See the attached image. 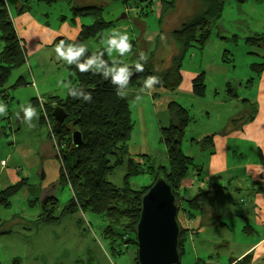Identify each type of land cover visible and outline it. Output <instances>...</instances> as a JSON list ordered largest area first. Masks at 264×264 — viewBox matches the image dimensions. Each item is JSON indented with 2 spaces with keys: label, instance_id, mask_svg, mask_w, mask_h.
I'll list each match as a JSON object with an SVG mask.
<instances>
[{
  "label": "rangeland",
  "instance_id": "374dc122",
  "mask_svg": "<svg viewBox=\"0 0 264 264\" xmlns=\"http://www.w3.org/2000/svg\"><path fill=\"white\" fill-rule=\"evenodd\" d=\"M205 1L172 0L174 6L163 12L161 0H152V11L142 19L137 17V12L144 6L143 2H132L138 8H133L127 14L124 11L119 13L113 22H106L110 24L99 39L91 37L83 41L82 46L92 55L99 49H105L113 62L112 69H116L117 63L124 67L140 63L147 67L148 62H151L154 70L166 72L172 66L173 56L177 52L176 42L173 41L176 33L184 23L206 9ZM27 4L29 9L19 16L18 21H14V25H19L21 29L19 34L25 45L26 60L33 65L35 79L31 85L44 90L43 79L51 91L44 96L43 104L41 97L31 98L32 91L28 87L2 92L7 105L4 98H0V103L7 107V115L0 116V162L6 161V164L0 163V200L9 203L6 208L0 202V233L4 232L0 234V264H12L15 258L21 264H136V247L125 244L123 240L112 242L107 238L104 235L107 223L97 214L91 211L74 215L65 212L72 194L69 185L60 182V164L52 157L53 153L60 152L61 146L54 135V123L46 116V104H50L46 99L53 95L66 97L71 78L64 65L66 61L58 58L56 48L37 44L36 40L41 37L31 26L27 30L25 22L30 15L39 24L56 31L61 21L67 19L70 22L77 17L73 11L80 5L76 0H28ZM123 13L126 14L125 18L121 17ZM78 18L85 26L102 20L96 14H79ZM216 18L210 19V35L204 45L190 41L180 59V70H193L199 74L206 69L203 97L176 93L174 89L177 86L168 87L164 80L152 88L146 87L145 80L148 77L143 78L140 86H123L121 97L128 102L134 126L126 143L127 156L123 164L107 176V180L116 187L125 186L128 159L136 163L139 172L127 181L133 190L152 183V176L146 172L147 169L156 170L160 166L167 168L168 154L162 128H168L174 116L169 103L178 101L189 112L191 122L180 147L184 154L194 158L196 164L205 162L206 152L201 151L197 142L192 140L204 144L205 136L214 130V126L235 125L250 114H255V101L252 99L256 86L250 85L248 81L256 76L251 69L252 64L264 60V47L251 39L264 36V0H222V9ZM136 20L143 21L147 30L161 29L154 46L141 45L139 38L144 29ZM123 33L128 34L131 44L134 42L138 46L132 44L131 52L124 56L113 49L109 56V39H119ZM43 35L49 41L50 35ZM64 47L76 48L70 43ZM171 51L173 53L169 55ZM141 52L146 54L147 61L140 58ZM223 55H226L225 59ZM175 79L172 75L168 80L174 84ZM228 83L240 99H248L252 104L246 106L242 100L231 98ZM15 92L22 93L23 97ZM29 105L35 109L36 115L31 121L22 122L24 109ZM29 123L34 126L29 127ZM236 160L243 161L239 158ZM13 186L19 187L15 194H3ZM191 192H187L189 196ZM184 195V191H180V196ZM236 195H226L228 199L220 198L218 202L225 230L220 224L205 225L204 221L201 224L198 213L190 209L192 217L187 220L179 209L177 220L181 227L187 229L179 264H227L230 260L228 254L241 251L242 246L237 244L255 241L263 235V228L256 225L254 216H250L242 205L238 209L233 206L239 203ZM47 196H54L58 201L53 212L57 224L36 225L34 221L41 214L42 203ZM244 196L242 193L241 197ZM180 204L186 208L185 202L181 201ZM237 214L244 219H238ZM58 238L63 239V243Z\"/></svg>",
  "mask_w": 264,
  "mask_h": 264
},
{
  "label": "trees",
  "instance_id": "16d2710c",
  "mask_svg": "<svg viewBox=\"0 0 264 264\" xmlns=\"http://www.w3.org/2000/svg\"><path fill=\"white\" fill-rule=\"evenodd\" d=\"M27 1L24 0L26 4ZM99 1L119 2L126 14L133 8H138L132 2H143L144 6H141L137 12L139 19L146 17L152 11V0ZM170 1L161 0L163 12L174 6L172 0ZM206 1V4H204L206 9L194 19L184 23L176 33L173 41L176 42L177 52L173 56L172 66L168 70L166 69V72L154 70L151 62H148V66L143 67L144 70L140 72L135 71V66H126L129 72L133 73L135 71V73L129 77L128 83L123 86H140L143 78L149 76L159 77L160 82L164 80L168 87L172 85L171 88L179 85L181 81L180 59L182 51L190 41L199 43L201 46L204 45L210 35V19L218 18L222 9V0ZM238 1L242 2L245 0ZM27 5L24 8L25 10L29 8ZM19 9L24 10L21 8V4ZM102 10L103 6L100 4L96 6L82 5L74 9L73 15L78 17L79 14H100ZM109 24L100 20L92 25L83 26L78 35V40L75 42L76 48L81 47L83 41L91 37L99 39L103 30ZM139 39L142 41L141 45L145 47L144 41L141 38ZM251 40L264 47V36L253 37ZM132 44L134 47L138 46L134 42ZM0 45H2L0 50V88H3L7 84L11 72L22 67L26 60L24 48L15 33L4 0H0ZM93 56L96 58V63L90 66L88 72H80L75 62L71 65L67 63L71 86L66 97H52L49 100L50 104H46V116L54 124L55 120L52 112L55 109H60L67 115L59 133L54 132L61 150L53 153L52 157L58 160L60 164L58 171L60 182L68 184L72 194L65 207V212L69 214L78 210L94 212L101 220L106 221L107 225L104 229V235L107 238H110L112 242L123 240L125 244L134 245L137 250L135 227L140 216L142 196L154 181L162 176L171 185L173 193L178 200H181L182 198H180L178 192L189 172L195 168L193 158L184 154L180 147L185 127L190 118L185 108H182L176 102L169 103V108L173 109L174 116L171 119L170 126L162 128L168 154L167 168L160 166L156 170L151 169L149 171L147 169L146 172L152 176V183L139 190H133L128 186L127 181L129 177L139 174V172L136 169V163L128 159L125 186L122 188L116 187L107 180V176L116 167L123 164L124 158L127 156L126 143L134 126L128 102L116 94L117 91L121 94L123 86L118 83H111L113 76L124 66L117 63L116 69H112L113 62L108 58L105 49H99L94 55L86 49L78 58V61L83 63ZM225 56L223 55V58ZM251 69L260 75L264 70V60L261 63L252 64ZM172 75L176 77L174 84H171L168 80ZM204 81L203 73H200L192 81V92L195 96H204L206 88ZM89 92L92 94L91 102L84 101L83 95H87ZM228 93L231 98L238 97L230 88ZM73 94L76 97L75 99ZM44 118L43 115L42 119ZM73 129L79 130L83 138L82 144L78 149H74L70 143V132ZM208 140L209 137L205 139V142ZM141 164L144 165L142 162ZM18 188L16 186L10 187L3 194L11 196L19 190ZM258 190L264 193V186L259 187ZM44 198L42 212L34 221L36 225H48L57 221V218L53 216L54 209L58 204L57 199L54 196ZM184 201L187 202L188 208H181L180 206V209L185 217L191 219L190 210L200 215L213 206L214 194L210 191L199 190L197 195L187 200L184 198ZM0 202L4 207H9V203L2 200ZM49 206L50 208L48 209ZM186 231L187 229L180 225L178 240L180 258L183 252ZM189 231H192V229ZM253 259L254 254L250 252L239 259H231L229 264H252ZM135 262L138 264L137 258H135ZM12 264H21V262L18 258H15Z\"/></svg>",
  "mask_w": 264,
  "mask_h": 264
},
{
  "label": "crops",
  "instance_id": "0c3cea01",
  "mask_svg": "<svg viewBox=\"0 0 264 264\" xmlns=\"http://www.w3.org/2000/svg\"><path fill=\"white\" fill-rule=\"evenodd\" d=\"M4 2L8 9L15 33L24 48L26 56L23 38L19 34L21 29L19 25L18 27L14 25V21H18L19 16L23 15L22 13L26 12L29 8H27L26 10L24 9L27 5L24 0H4ZM76 3L80 6H96L97 4L103 6V10L100 12V14L96 15H98V17L101 18L104 22H113L115 16L124 11L121 3L119 2L116 3L110 1L98 2V0H76ZM20 4L21 8L24 9L23 11L19 9ZM26 18L27 20L25 22V28L27 29L28 27V29H30L31 26L34 31L38 33L37 35L41 37V39L39 40L35 39L36 43L40 46H52L54 48L60 45L61 41H63L64 46L66 43L74 44L75 46L78 35L82 27L85 26L82 20L76 17L70 22L67 19L61 21L60 28L55 31L48 29L47 25L39 24L38 20L32 18L30 15H28ZM136 21L144 29L142 37L140 35L141 39L146 45L149 44L154 46L156 44L155 41H157V38L159 37L161 29L147 30L148 28L147 26H145V23L143 21ZM156 21L159 24L158 17H156ZM159 27H161V24H159ZM46 31L50 32L48 33ZM43 34L50 35L49 41L44 38ZM1 48L2 45H0V50ZM160 51L162 52V49ZM172 53L173 51H171L169 55ZM27 61L28 60H25V64L19 69L13 70L9 76L7 84L3 88H0V98H4L3 100H5L6 105V99L2 93L4 91L28 87L32 91L33 97L31 98H36L37 96H39L43 100H45L44 96H46V93L51 91L47 83L43 79L41 80L44 90H41L36 86L33 87V85H31L34 83L35 79L34 71L33 65L29 62L28 64ZM64 65L67 67V62L64 63ZM201 73H203L204 78H206L207 72L205 68ZM199 74L193 70H180L181 81L179 85L174 89V91H176V93H186L196 97L192 92V81ZM255 74L256 76L254 77V79L251 78V81L250 79L248 81L250 85L255 84L256 86L254 99H252V101H255V114H250L248 117H245L243 121H240L235 125L226 124L223 127V125L221 124L219 126H214V130L211 131L210 134L205 136L204 144H200L199 141L192 140L195 143L197 142V145L200 147L201 151L206 152V157L203 159L205 160V162L201 164H196L194 162L195 168L191 170V173L189 172L190 175H187L178 194L180 196V191H184L185 195L180 196V198H183V200L181 199V201L185 202L184 198H186V200L191 199L192 197L197 195L199 190L212 192V194H214L213 206L199 215L201 224L203 221L205 222V225L209 223L220 224L222 230H225L226 226L221 222L219 210L220 204L218 202L220 201V198L228 199L226 195L237 194L236 200H238L239 203L238 206H236V204L233 206L238 209L242 205L243 209H245V211L248 212L250 216H254L256 225L263 228V235L259 236V238L255 241L237 244L242 246L241 251L236 254H228V256H230V260L239 259L244 255L252 252L254 254L252 264H264V193L258 190L259 187L264 186V70L260 75H258L257 73ZM227 86L228 88H231L230 83H228ZM18 94L19 93H16V95ZM55 96L56 95L48 96L46 100L49 102L50 98ZM19 97H23L22 93L19 94ZM236 100H242V103L246 106L252 104L248 99H240L239 97H237ZM176 103L181 105L178 101H176ZM186 111L189 116L188 110ZM190 122L191 119H189V121L187 122L184 133ZM208 137L209 140L205 142V139ZM46 157H48V155ZM48 158L51 159L50 156ZM236 158H239L243 161L240 162L239 160H236ZM189 190H192L190 196L187 193ZM242 193L245 195L244 197H241ZM241 201H244V203H242ZM185 205L186 208H188L187 202H185ZM78 212L84 214L87 211L83 212L81 210H78L70 214L74 215L76 213L78 214ZM237 215L239 216L238 219H244L243 216L239 214ZM187 220L190 219L187 218ZM248 227L250 228V230H253L250 225H248ZM249 239L250 238H247V240ZM58 240L63 243V239L58 238ZM44 248L45 247H43V249ZM229 262L227 264H229Z\"/></svg>",
  "mask_w": 264,
  "mask_h": 264
},
{
  "label": "water",
  "instance_id": "95a60500",
  "mask_svg": "<svg viewBox=\"0 0 264 264\" xmlns=\"http://www.w3.org/2000/svg\"><path fill=\"white\" fill-rule=\"evenodd\" d=\"M121 17L125 18L126 14ZM52 116L55 120L53 131L59 133L67 115L55 109ZM70 138L71 146L78 149L83 141L80 131L71 130ZM179 209V200L171 185L164 177H158L141 198L140 216L135 227L138 264L180 263Z\"/></svg>",
  "mask_w": 264,
  "mask_h": 264
},
{
  "label": "clouds",
  "instance_id": "9594fccd",
  "mask_svg": "<svg viewBox=\"0 0 264 264\" xmlns=\"http://www.w3.org/2000/svg\"><path fill=\"white\" fill-rule=\"evenodd\" d=\"M114 32H117V31H114ZM108 44L111 46L109 49V56H111V50H113V49L117 53H119L120 56H124L126 53H130L132 50V44L130 42V37L128 36L127 33H123V35H121L119 39H116L114 37L109 39ZM85 50L86 49L84 46H81L79 48L68 47L67 49H65L63 41H61L60 45H58L56 47V53H57L58 58L66 61L69 65H71V64H73V62H75L76 67L79 69L80 72H88L90 66L96 63L95 56H93L92 58H89L88 60H86L83 63H80L78 61V58L85 52ZM140 58L144 59L145 61H147V59H148L146 54L143 52L140 53ZM102 63H104V61H102ZM143 70H144L143 64L136 63L135 71L140 72ZM132 74L133 73H131L127 70V67H121L119 69V71L113 76V80L111 83L112 84L118 83V84L123 86L124 84L128 83L129 77ZM157 83H160V79H159V77H156V76H149L145 80V86L149 87V88H152V86L157 84ZM116 94L119 97H121V94L118 91ZM91 96H92V94L90 92L87 95H83L84 101L91 102ZM73 98L74 99L76 98L74 94H73ZM40 99H41V103L43 104V99L42 98H40ZM6 108L7 107L5 104L0 103V116H6L7 115ZM24 113H25V115H24L22 122L31 121L33 116L36 115V111L31 105H29V107L24 109ZM28 126L33 127L34 125L29 123ZM0 163L6 164V161L0 162Z\"/></svg>",
  "mask_w": 264,
  "mask_h": 264
},
{
  "label": "flooded vegetation",
  "instance_id": "af4514ba",
  "mask_svg": "<svg viewBox=\"0 0 264 264\" xmlns=\"http://www.w3.org/2000/svg\"><path fill=\"white\" fill-rule=\"evenodd\" d=\"M182 200H183V198H182ZM180 202H181V200H179V204H180Z\"/></svg>",
  "mask_w": 264,
  "mask_h": 264
},
{
  "label": "built area",
  "instance_id": "2783aa9c",
  "mask_svg": "<svg viewBox=\"0 0 264 264\" xmlns=\"http://www.w3.org/2000/svg\"><path fill=\"white\" fill-rule=\"evenodd\" d=\"M44 116H45V113H44ZM241 202H242V201H241ZM242 203H244V201H243Z\"/></svg>",
  "mask_w": 264,
  "mask_h": 264
}]
</instances>
